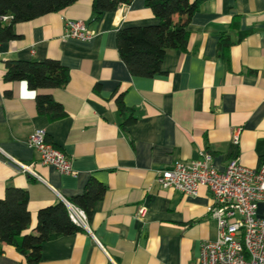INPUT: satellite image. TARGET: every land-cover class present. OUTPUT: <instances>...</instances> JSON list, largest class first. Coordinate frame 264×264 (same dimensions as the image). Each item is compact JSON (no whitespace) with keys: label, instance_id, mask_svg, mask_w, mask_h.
Instances as JSON below:
<instances>
[{"label":"crops","instance_id":"obj_1","mask_svg":"<svg viewBox=\"0 0 264 264\" xmlns=\"http://www.w3.org/2000/svg\"><path fill=\"white\" fill-rule=\"evenodd\" d=\"M145 1L96 19L92 1L78 0L15 25L20 38L0 44V199L9 188L28 193L24 234L34 232L39 210L70 201L91 178L106 188L88 218L90 233L45 243L39 264H197L201 246L217 236L210 193L161 189L156 171L202 154L219 171L232 161L252 169L264 164V0L202 2L189 22L186 48L168 51L161 74L151 79L128 72L116 43L119 29L158 24ZM70 20L84 22L93 37L63 38ZM46 59L68 70L64 87L32 91L25 82L3 80L7 61ZM46 93L62 107L61 119L37 112L35 97ZM130 117L135 121L123 126ZM35 130L66 156L75 176L39 163L26 144ZM6 156L31 166L42 181ZM0 264L27 262L0 244Z\"/></svg>","mask_w":264,"mask_h":264},{"label":"trees","instance_id":"obj_2","mask_svg":"<svg viewBox=\"0 0 264 264\" xmlns=\"http://www.w3.org/2000/svg\"><path fill=\"white\" fill-rule=\"evenodd\" d=\"M78 0H0V44L19 39L14 26L33 21L42 16L60 13ZM92 13L96 19L113 13L133 0H91ZM206 0H146L145 6L152 12L158 24L155 26L130 27L117 30L116 43L120 59L135 78L151 79L161 74L162 62L170 50H184L188 42V25L199 5ZM177 16V21L173 18ZM7 17L6 21L2 18ZM222 40V47L229 45ZM3 80L7 83L25 82L32 91H53L64 87L69 81L68 70L57 60L7 61ZM119 111L125 108L121 97L116 99ZM38 113L47 114L54 121L65 113L50 93L35 97ZM130 117L123 126L133 123ZM106 188L91 178L81 194L70 199L71 204L82 209L90 218L94 205L102 200ZM28 193L9 188L0 199V244L14 247L27 264H39L42 246L60 237L81 231L69 219L62 202L43 208L37 213L33 233L24 234L30 226L27 211Z\"/></svg>","mask_w":264,"mask_h":264},{"label":"built area","instance_id":"obj_3","mask_svg":"<svg viewBox=\"0 0 264 264\" xmlns=\"http://www.w3.org/2000/svg\"><path fill=\"white\" fill-rule=\"evenodd\" d=\"M8 18H2L6 21ZM93 32L82 21L64 22L65 39L88 41ZM240 130H234V142H238ZM27 146L39 156V163L51 166L60 174L75 176L71 162L47 141L43 130L29 135ZM9 164L42 181L31 170L6 156ZM156 182L161 189L174 190L187 196H196L204 187L210 193L212 204L209 216L217 225V236L201 246L197 264H264V164L257 169L246 168L237 161L230 162L222 171L217 170L212 157L202 154L190 162H175L169 168L156 171ZM70 221L89 232L86 213L63 200ZM145 208L138 209L141 217Z\"/></svg>","mask_w":264,"mask_h":264}]
</instances>
